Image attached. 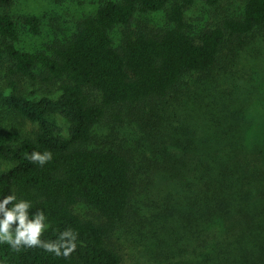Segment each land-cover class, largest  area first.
<instances>
[{"label": "trees", "instance_id": "1", "mask_svg": "<svg viewBox=\"0 0 264 264\" xmlns=\"http://www.w3.org/2000/svg\"><path fill=\"white\" fill-rule=\"evenodd\" d=\"M99 2L50 51L20 50L15 23L0 15V64L8 58L9 73L35 87L27 94L11 79L12 91L0 90L31 125L0 133V200L29 201L30 217L43 210L44 240L78 233L67 259L0 245V264H122V238L155 264H264V66L242 56L264 34V0L198 34L177 1ZM160 11L162 30L131 28L138 12ZM25 22L37 32L36 18ZM105 120L133 122L141 136L95 145ZM33 151L52 160L32 163Z\"/></svg>", "mask_w": 264, "mask_h": 264}, {"label": "rangeland", "instance_id": "2", "mask_svg": "<svg viewBox=\"0 0 264 264\" xmlns=\"http://www.w3.org/2000/svg\"><path fill=\"white\" fill-rule=\"evenodd\" d=\"M172 1H177L186 6L184 9L185 18L191 26V33L198 34L217 25L227 16L240 15L246 0H228L217 5H208L203 0ZM100 4L99 0H14L10 5L0 6V15L10 16L15 23L19 32V39L16 44L20 50L29 52L50 51L53 47L68 40L75 32L77 21L94 14ZM28 17H34L38 20L37 32L32 31L30 25L25 22ZM166 24L165 11L157 13L138 12L131 28L157 32L162 30ZM121 30L122 28L119 27L112 32L116 42L119 41ZM256 40L258 42L255 44V48H247L242 56L248 60L249 64L251 61H256L253 68L257 71L259 66H264V34ZM11 65L12 62L8 58H4L0 64V90L10 93L12 91L11 79H15L20 90L27 94L32 93L35 87L30 81L16 79L9 73ZM250 75L253 78L257 76L248 72V80H250ZM262 80L264 81V79ZM187 106L193 107L194 105ZM57 121L60 125H64L62 120L57 119ZM109 123L110 121L105 120L97 129L95 145H124L127 143L126 137L130 141H135L141 136L142 129L133 122L120 128ZM21 129L30 130L31 125L0 103V133ZM79 211L83 216H92L94 213L85 205L79 207ZM136 238L138 237L136 236ZM120 242L119 250L123 258L122 264H155L151 259V254L147 253L142 243L132 240L128 243L124 238Z\"/></svg>", "mask_w": 264, "mask_h": 264}, {"label": "clouds", "instance_id": "3", "mask_svg": "<svg viewBox=\"0 0 264 264\" xmlns=\"http://www.w3.org/2000/svg\"><path fill=\"white\" fill-rule=\"evenodd\" d=\"M26 159L42 167L52 160V154L33 151ZM31 208L29 201L17 200L12 193L0 200V245H7L13 252L40 249L57 258H69L77 249L78 233L66 228L54 240L42 239L50 224L41 209L30 217Z\"/></svg>", "mask_w": 264, "mask_h": 264}]
</instances>
